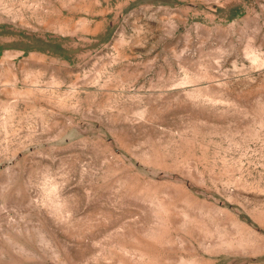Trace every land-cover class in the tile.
<instances>
[{"label":"rangeland","instance_id":"obj_1","mask_svg":"<svg viewBox=\"0 0 264 264\" xmlns=\"http://www.w3.org/2000/svg\"><path fill=\"white\" fill-rule=\"evenodd\" d=\"M0 264H264V0H0Z\"/></svg>","mask_w":264,"mask_h":264}]
</instances>
